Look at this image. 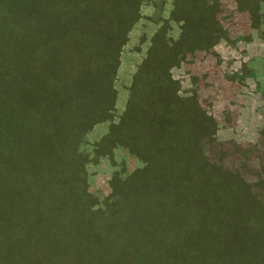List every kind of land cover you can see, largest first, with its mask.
Instances as JSON below:
<instances>
[{"label":"rangeland","instance_id":"rangeland-1","mask_svg":"<svg viewBox=\"0 0 264 264\" xmlns=\"http://www.w3.org/2000/svg\"><path fill=\"white\" fill-rule=\"evenodd\" d=\"M118 2L41 0L42 9L49 7V13H39L38 19L32 21L22 12L25 15L20 18L19 27L17 24L18 28L12 31L10 1L5 0V19L0 18V50L8 52L12 78L9 100L5 103L10 124L0 130V228L39 224L32 210H37L43 197L50 199L55 195L56 192H24L23 182L13 191L7 186L6 177L10 168L16 169L19 178L30 165L56 168L61 155L63 121L54 110L61 99L58 109L62 114L67 113L75 100L73 96L61 98V94L78 92L81 84L91 83L89 69L93 73L94 61L90 48L102 49L97 74H102L106 68L113 71L110 78L103 80V77L96 82L99 92L107 88L111 79L114 98L113 104L107 105L108 119H96L83 137L87 149L109 131V123L118 120L131 79L148 56V50L161 48L164 51L157 54L167 59L169 73L178 82L177 94L194 96L200 105L204 129L199 141L201 173L183 170L180 163L173 168L174 162L170 159V178L174 174L173 180L180 181L188 191L190 181L201 187V192H171L167 202L143 192L153 203L141 202L139 208L147 205L152 211L136 222L133 217L137 218L138 213L133 216L125 213L121 220L114 217L106 230L113 235L120 227L138 224L135 231L141 236L136 242L153 243L154 250L146 254L139 248L131 255L132 259L136 256L135 264L137 260L139 264L144 260H149L150 264H173L174 258L177 263L184 260L187 264L224 261L230 250L224 247L236 239L241 225L258 233V224L264 226V39L255 27H250L249 17L231 12L233 0H221L217 15L228 40L217 35L216 44L205 53L188 52L187 45L182 43L186 41L185 34L179 42V33L187 20L172 16L175 0H136L119 16L122 28L117 33L109 27L96 39L92 38L87 32L86 17H79L78 12L91 20L116 15L119 14ZM175 11L184 12L183 9ZM250 34H253L252 40ZM168 51L172 54L168 55ZM139 165L140 161L123 147H114L112 154L101 155L96 160L91 153L84 165V185L92 208L103 205L110 195V182L116 171L131 172ZM207 171L211 176H207ZM191 175L197 178L190 179ZM243 192L249 196L240 194ZM61 194L65 202L70 201L68 195ZM171 196H174V208L180 210L172 215L169 213L173 208ZM136 198L140 196L134 200ZM154 210L162 211L164 216H156ZM189 214L191 219L187 220ZM25 235L18 232L8 243L0 244L6 264H84L48 256L41 248L37 251ZM96 263L113 264L107 260Z\"/></svg>","mask_w":264,"mask_h":264},{"label":"trees","instance_id":"trees-1","mask_svg":"<svg viewBox=\"0 0 264 264\" xmlns=\"http://www.w3.org/2000/svg\"><path fill=\"white\" fill-rule=\"evenodd\" d=\"M9 1L12 11L10 21L12 31L19 27V20L25 14L28 19L34 21L38 19L39 13L50 11L49 7L42 9L41 0ZM4 2L5 0H0L2 21L5 19ZM119 2L120 4L116 6L119 14L116 15L112 13L91 20L83 12H78L79 17H86L87 32L92 34V38L96 39L98 34L109 27L115 33L122 28L121 23H118L119 16L125 14L128 6L136 0H119ZM175 2L176 7L171 14L175 18L185 17L187 20L178 38L179 42H182V34H185L186 41L182 43L185 42L188 49L198 44L202 49L210 48L217 38L216 33L228 40L226 32L221 30L222 27L216 19L217 0H213L212 3H208L207 0H175ZM236 2L240 11L248 12L250 25L255 27L264 39V0H236ZM177 9L180 11L183 9L184 12L176 13ZM22 12L26 13L23 15ZM196 38L199 40L194 41L193 39ZM158 49L148 50V56L142 60L133 75L127 89L126 103L118 120L109 123V131L87 149L86 144H83V137L96 119H108L107 105L111 106L114 98L111 79L107 88L99 92L96 82L102 81L103 77H105L103 80L110 78L113 71L106 68L98 75L97 68L103 58L102 49L90 48V56L93 55L94 61L93 73L89 69L91 83L81 84L78 92L77 90L73 93L61 92V98L68 99L73 96L75 101L68 107L67 113L62 114L58 109L61 99L54 110L55 115L63 121L61 155L56 168L49 169L42 164L30 165L25 169L22 178L18 177L15 168H10V174L6 177L7 186L13 191H16L23 182L24 192L56 193L50 199L43 197L37 210H32V216L39 221V224L23 228L9 226L5 229L0 228L2 232V234L0 232V244L8 243L20 232L26 234L24 238L28 243L35 245L37 251L41 248L44 253H48V256L74 259L84 264H97L98 260L112 261L113 264H135L136 256L132 259L131 255L139 251V248L147 254L148 251L154 250V244L136 242V238L141 236L135 231L138 227L136 223L120 227L117 233L109 235L106 230L108 222L114 217L121 220L125 213L132 216L138 213L137 218L133 217L135 222L140 216H147L152 210H149L147 205L140 209L139 205L141 202L151 205L153 201L147 199L143 192H150L153 199L157 196L166 202L171 192L173 194L183 190L201 192V187L190 181L188 182L190 191H188L180 185L179 180V182L173 180L174 174L170 178L168 165L170 159L174 162L173 168L176 163H180L183 170L201 173L199 141L204 129L201 127L200 105L194 96L188 98L177 94L178 82L173 80L169 73V65L165 63L167 59L157 54V51L164 50ZM167 53L172 54L170 51ZM148 62L151 64L147 65ZM11 68L8 52L4 49L0 50V130H5L10 124L5 103L9 100ZM47 113L44 112V115L49 116ZM114 147L125 148L140 161V165L131 172L116 171L110 182L112 189L110 195L103 205L100 203L101 205L93 209L91 198L85 193L84 165L90 159L91 153L96 160L101 155L112 154ZM207 176H211L209 171ZM194 178H197V175L190 176V179ZM61 192L70 197L69 202L63 200ZM240 194L249 196L247 192ZM137 196H140V199L134 200ZM173 201L174 196H171L170 203L172 202L173 208L169 211L170 215L180 211L174 208ZM154 212L156 216H164L162 211L154 210ZM188 219H191L190 214ZM241 226L236 239L231 245L224 247L225 250L230 248L226 260H217L216 264H264V233H261L264 231V226L258 224L260 233L252 231L247 225ZM75 252L81 255L72 256L71 254ZM0 264H6L1 253ZM136 264H139V260ZM142 264H150V261L144 260ZM173 264L187 263L184 260L177 263L174 258Z\"/></svg>","mask_w":264,"mask_h":264},{"label":"crops","instance_id":"crops-1","mask_svg":"<svg viewBox=\"0 0 264 264\" xmlns=\"http://www.w3.org/2000/svg\"><path fill=\"white\" fill-rule=\"evenodd\" d=\"M212 1L213 0H207V2L208 3H212ZM218 2V9H217V13H216V19L218 20V22H219V20L220 19H218L217 18V15H218V13H219V10H220V8H219V6H220V2H221V0H217ZM233 2H234V6H233V8H231L232 10H231V12H236V13H239L240 15H241V17H245L246 19H248V17H249V14H248V12L247 11H240L238 8H237V2H236V0H233ZM234 10V11H233ZM220 23V22H219ZM221 25V24H220ZM250 25V24H249ZM250 27H252L251 25H250ZM253 28V27H252ZM251 30L252 29H250L249 31L251 32ZM252 33V32H251ZM217 35H218V33H216ZM215 34V35H216ZM213 35H214V33H213ZM248 35V34H247ZM247 37H249V36H247ZM246 37V38H247ZM251 40L253 39V34H250V37H249ZM245 39V38H244ZM238 42H236V45H238L237 44ZM216 43L215 42H213V44L211 45V47L210 48H207V49H202L201 48V45H197V46H194V48L192 47V48H189L187 51L188 52H203V53H205V52H208V51H210L211 50V48H212V46H214Z\"/></svg>","mask_w":264,"mask_h":264}]
</instances>
